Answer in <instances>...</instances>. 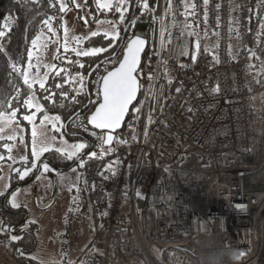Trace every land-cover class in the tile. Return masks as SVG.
<instances>
[{
	"label": "built area",
	"instance_id": "obj_1",
	"mask_svg": "<svg viewBox=\"0 0 264 264\" xmlns=\"http://www.w3.org/2000/svg\"><path fill=\"white\" fill-rule=\"evenodd\" d=\"M159 3L137 69L141 87L113 147L102 148L104 133L85 122L107 66L74 123L97 151L128 148L121 165L100 179L107 198L96 264H165V250L177 251L173 264L245 262L257 246L264 206V186L244 179V160L257 144L254 97L264 89L252 70L264 59V0ZM140 160L162 170L157 179L136 171ZM190 161L205 182L196 202L169 174Z\"/></svg>",
	"mask_w": 264,
	"mask_h": 264
},
{
	"label": "trees",
	"instance_id": "obj_2",
	"mask_svg": "<svg viewBox=\"0 0 264 264\" xmlns=\"http://www.w3.org/2000/svg\"><path fill=\"white\" fill-rule=\"evenodd\" d=\"M145 0H139L136 5L133 21L130 24L128 33L130 35H138L146 38L148 31L154 24V19L159 13V0H146L148 9L143 7ZM133 4L130 1L127 12L124 14V20L120 21L119 30L127 23L129 10ZM107 13V12H106ZM62 12L59 10L56 0H0V30L5 34L0 37V112L7 111L14 107L19 102L21 103L31 90L24 83L21 70L28 60V49L32 38L41 31H46L45 21L51 22L57 26L60 22ZM5 17H10L8 27H3ZM103 17V15L101 16ZM51 18V19H50ZM129 19V18H128ZM111 44V46H110ZM116 41H111L110 37H106L102 33L97 35H89L82 45L86 48H105L107 51L98 55H77L75 51L64 52L59 56L58 64L61 65V70L53 75H50L45 85V89L36 87L35 90L39 94L42 104V112L55 114L64 121L86 101V91L84 87V79L91 65L101 57L112 53ZM118 60H108V69L113 67ZM261 61H257L252 66L254 71ZM82 65V67H81ZM104 62L98 65L90 74L88 81V91L92 96L94 81L98 77V73ZM15 66V70H14ZM255 67V68H254ZM257 82L260 87H264V72L259 69L254 71ZM80 77H83L82 83ZM57 85H62L58 88ZM55 93L50 100L44 99L49 93ZM67 93V96L62 95ZM54 101V102H53ZM254 102L260 108V114L257 116L258 124L256 127L257 144L253 152L246 157L244 165L249 168L245 175V182L251 187L264 186V89L254 97ZM11 105V107H9ZM75 116L67 124V129L70 133L78 131L75 126ZM86 122V120H85ZM63 131V125L61 128ZM71 140H78V136H72L65 133ZM97 156L90 158L89 155L83 160L82 167L83 183L76 193L83 197L85 203L80 208H76L73 214L81 215L86 222V228L92 232V241L89 250L85 253L84 264H96L97 249L96 241L103 228L104 207L106 203V194L100 183L103 175L111 174L123 162L128 154V148L123 145L115 147V151L107 154H102V151H97ZM52 159L55 164L66 165L70 160L57 161L54 154H43ZM80 162V161H79ZM115 162V163H114ZM111 165V168L108 166ZM135 163H131L128 169V174L132 173ZM138 173L148 177H157L161 174L160 168L151 167L148 163L140 160L135 165ZM194 168V163L190 161L186 165L180 166L175 164L169 171L170 176L175 177L182 186L184 181H188V175L191 168ZM195 187L192 191H188V197L191 201H197L201 188L205 185L203 176L198 181L190 182ZM81 204V203H79ZM90 219H95L93 224H90ZM29 238L27 235L13 241L9 247V252L13 254L14 248L18 245L28 247ZM177 251H163L162 257L165 264H173V257ZM20 264H26V261L18 260ZM196 264H205L204 260H198ZM234 264H264V206L260 209L258 216V243L252 257L245 262H236Z\"/></svg>",
	"mask_w": 264,
	"mask_h": 264
},
{
	"label": "rangeland",
	"instance_id": "obj_3",
	"mask_svg": "<svg viewBox=\"0 0 264 264\" xmlns=\"http://www.w3.org/2000/svg\"><path fill=\"white\" fill-rule=\"evenodd\" d=\"M56 2L60 11L61 5H65L64 11H61L60 22L57 26H54L48 21L46 23V31L38 32L32 38L28 49V60L21 70L23 79V72L27 70L29 82L32 84L31 89L34 88L25 98H31L33 107L28 108L24 105V99L11 109L1 111L5 113L4 117L0 118V193H3V195L11 189V178L15 177L21 180L20 174L25 171H27V174L30 173L43 154L50 152V154L55 155L57 161H64V159L71 161L76 158L68 159L67 155L62 153L70 151L72 145L84 143V141L68 138L61 129L64 123L62 124L60 119H54L57 117L55 114L36 111V104H39L41 109L43 107L35 88L40 87L39 83L41 81L46 85L50 75L61 70L58 59L64 52L87 51L92 48H86L82 43L89 35L93 33H108L110 37L118 31L116 21L112 17L94 18L92 9L89 8L86 0H56ZM95 2L99 9L106 13L104 10H108V8L101 7L97 0ZM110 2L113 3V0H110ZM49 28L52 30L49 31ZM33 39H37L35 46L32 44ZM29 52L32 53L31 58H29ZM258 67L264 72V59L254 71L258 70ZM33 80L36 82H33ZM13 109H18V112L16 117L10 121L9 114ZM25 115H33V120H24L23 117ZM33 132H35V136H33ZM109 146L113 147L112 144ZM34 148L37 152L41 148L49 150L43 152L38 159H34L32 155ZM57 149L61 151H57ZM79 165L80 162L72 168L54 171L56 181L53 177H49V179L46 177L47 180H45V175L43 174L45 168L42 165L41 172L34 183L18 186L9 194L8 204L12 207V202L14 201L19 206L23 205L30 215L28 221L33 220L40 225V241H44L43 244L39 241L40 245H42L41 247L43 249L44 247L46 248L45 243L47 240H51L52 245L48 248V250L50 249L48 257L41 259L44 255H40L38 250L31 254V259L34 261L37 260L43 264H54L64 259V244H60L64 242V195L71 188L77 191L79 178L80 181L83 180L82 167ZM189 172L188 181H184L187 192L195 188L190 182L201 179V174L195 168L192 167ZM55 182L57 183L56 187L58 185L59 196L62 200L58 197L56 204L51 209L43 212L39 211L35 196L37 195V201L40 204H45L53 192ZM4 230L5 227H3L0 217V233ZM82 231H85V227H81ZM91 236L92 234H88L86 238L87 244H91L93 238ZM7 242H0V264H19L13 259L9 251L3 253L2 249L4 247L7 248ZM74 245H76L75 241L70 244L72 251L75 247ZM78 252L79 250L72 253L73 260L76 259ZM32 260H29L26 264H34Z\"/></svg>",
	"mask_w": 264,
	"mask_h": 264
},
{
	"label": "flooded vegetation",
	"instance_id": "obj_4",
	"mask_svg": "<svg viewBox=\"0 0 264 264\" xmlns=\"http://www.w3.org/2000/svg\"><path fill=\"white\" fill-rule=\"evenodd\" d=\"M130 1L131 0H126V3L124 4V7H126L127 9L129 7ZM134 2H135V0H133V3ZM138 2H139V0H137V3ZM86 3L89 6V8L92 9L94 18H101V16L103 15V17H112L113 19H115L116 25H117V28L119 31V38H120V35H121L123 28L126 24V22H125V24L119 30V27H120L119 24L121 21L120 20V13L116 12L114 7L112 9L104 10V12H107V13H103L99 9V7L97 6V3L95 2V0H86ZM115 3H117V0H113V5H115ZM132 7H133V4L129 10L128 18L130 17ZM135 9H136V6L134 8V14H135ZM126 12H124V14ZM128 18H127V20H128ZM133 18H134V15H133ZM132 21H133V19H132ZM129 27H130V25H129ZM129 27L126 31L123 43L121 44L120 48L117 51L116 56L110 60H112V61L119 60V58L122 55V49H123L125 43L127 42V40L130 37L134 36V35H130V33H128ZM118 40H117V43H118ZM105 56H107V55H105ZM105 56H103V57H105ZM103 57H101V58H103ZM97 61H95L94 63H96ZM107 63H108V60L104 61L105 66H107ZM63 129H64V127H63ZM72 133H81V132L75 131ZM82 134H84V133H82ZM84 135H86V134H84ZM86 137L89 138L90 141H86V139L80 137L81 140H83L84 143L87 145V147L85 149L81 150V152L78 154V156H79L80 154L85 152V155L81 157L83 160L88 155V153L96 152L94 140L92 138H90L88 135H86ZM81 158H79L70 168H72L73 166H76V164L79 163V161L81 162ZM38 163H39L38 172L30 184H32L36 181L38 174L41 172L42 165H45V164L48 165L47 170L43 171V174L45 175V180H47L46 177L48 179H49V177H53V179L56 181L54 171L62 170V169H56V167L62 168V167L69 164V163H67L66 165H58V164H55L52 159L48 158L47 156L42 155L40 160L35 164L32 171L30 173H28L26 176H24L23 179L20 180V179H17L15 177L11 178V189L5 195L0 196V217L2 220L3 227H5V230L2 233H0V242L8 241L6 252L9 251V247L13 243V241L23 237L24 235H27L28 237H30L29 241H28V244H29L28 247L18 245L14 248L13 254H11L9 252L11 254V256L13 257V259L16 260L17 263H19L18 260L29 262V260H32L31 254L35 253L38 250L40 251L39 252L40 255H42V254L44 255L43 258L41 257V259L47 258L49 255L48 252L50 251V249L48 250V248L52 245L51 240H47V242L45 243L46 248L44 247V249H43L41 247L42 245H40V243H39L40 232H41L40 225H38L36 221H33V220L28 221V218L30 217V215L23 205L14 208L8 204L9 194L14 189H16L18 186H22L24 183L28 182L32 178V176L34 175V173L37 169ZM82 183H83V180L80 181V178H79L78 188H80ZM56 184L57 183L55 182V186L53 187L54 188L53 192L51 193L49 199L46 201L45 204H40V202L37 201V195L35 196V201H36L37 208L39 211L43 212L44 210L51 209L56 204L57 198L60 197L59 196V188H58V185L56 187ZM14 186H16V187H14ZM67 191L68 192L65 193V195H64V242L60 243V244H64V259H62L60 262H57L54 264H84L85 258L83 255H85V253L90 248V244H87L86 238H87L88 234H91V233L86 228V222L87 221L85 219H83L81 215L73 214V212L75 210V207L80 208V206H83V204L85 203V200L83 199V197L79 196L76 193V190H73V188H71ZM60 199H61V197H60ZM79 203H81V204H79ZM26 213H27V216H25ZM44 213H46V212H44ZM93 222H95V219H90V224H93ZM81 227H85V231L81 232ZM25 229L27 230V232H25ZM21 231H22V233H20ZM74 241L76 242V245H74L75 247L72 251L70 244ZM40 242H42V244L44 243V241H40ZM84 242H86V243H84ZM39 246H40V248H39ZM17 248H22L23 250L33 249V251L28 253V254L19 253L21 255V257H18L17 255H15V250ZM78 250H79V252L76 256V259L73 260L72 253H74ZM32 261L34 263H38V264L41 263V262L39 263L37 260L36 261L32 260ZM41 264H43V263H41Z\"/></svg>",
	"mask_w": 264,
	"mask_h": 264
},
{
	"label": "snow or ice",
	"instance_id": "obj_5",
	"mask_svg": "<svg viewBox=\"0 0 264 264\" xmlns=\"http://www.w3.org/2000/svg\"><path fill=\"white\" fill-rule=\"evenodd\" d=\"M98 4L103 8L112 9L115 8V11L120 13V20L121 22L124 20V12H126L128 9L124 7V4L126 3V0H117V3L113 5V3L110 2V0H97ZM205 5L208 3V0H204ZM143 7L145 9H148V4L145 0ZM187 7V5H186ZM192 7L194 8L195 5L193 4ZM65 5H61V11H64ZM10 17H5V24L3 27H8V20ZM51 19V18H50ZM155 19V18H154ZM47 23V21H45ZM52 29L49 28V31ZM4 32L0 30V37L4 36ZM189 35H193L192 32L188 33ZM92 35H97V33H93ZM106 37H109L108 33L104 34ZM164 32H161V36L163 37ZM170 35V34H169ZM119 39V32H115L110 36L111 41H116ZM146 41L144 39H141L140 37H134L129 41L127 44L124 53H123V59L119 60L118 67H114L113 70L109 71L107 75L102 77V88L101 93L103 97V102L99 104L98 107H96L95 111L92 113V115L88 118V123L93 125L97 129H107L110 130L109 134L106 136L99 137L101 141V147L103 148V145H111L114 137L110 133L112 131H115L117 128L121 126V122L124 119L126 113L129 111V106L132 104L134 100L137 98V92L140 90V73H138V65L140 63V55L141 52L144 49ZM32 44L35 46L37 44V39H33ZM111 46V44H110ZM162 42V47H163ZM200 44L199 40L196 42V48L199 50ZM66 50H67V42H66ZM107 51L105 48H92L84 52H77L76 54L79 55H98L102 52ZM183 55H187V51H182ZM32 53L29 52V58H31ZM193 61H195L196 56L192 55ZM82 67V65H81ZM15 70V66H14ZM63 71V70H61ZM24 76V83L28 85V87L31 89L32 84L29 82V76L27 70L23 72ZM149 80H151L153 77L151 74H149ZM83 77H80V82L82 83ZM33 82H36L33 80ZM171 83V81H169ZM39 86L41 89H45V83L41 81L39 83ZM58 88H61L62 85H57ZM177 92L180 91V89H176ZM213 91H218L217 89H214ZM55 93H49L48 96L44 97L46 100H50L54 97ZM62 95L67 96V93H62ZM54 102V101H53ZM24 105H26L28 108L33 107L31 103V98L24 100ZM11 107V105H9ZM36 111H42L39 104L35 105ZM135 111H139V109H135ZM18 112V109H13L9 114V120L12 121L13 118L16 117ZM5 113L0 112V118H3ZM34 115V114H33ZM33 115H25L23 117L24 120L32 121ZM47 119V117H45ZM54 119L59 120V117H55ZM43 123V121H42ZM35 132H33V136H35ZM123 143V141H119ZM87 147L84 143L74 144L71 146V150L62 153L66 154L68 159H73L74 157H77L78 154L81 152V150L85 149ZM47 148H41L39 152L33 149V157L34 159H38L39 156L45 152L48 151ZM57 151H61L60 149H57ZM112 151V149L106 148L103 149L102 154H107L108 152ZM90 158H94L97 156V153L91 152L88 153ZM115 163V162H114ZM80 167L84 166L83 159L81 158ZM111 168V165L108 166ZM45 170H47L48 165H44ZM27 175V171L20 174V178L23 179L24 176ZM0 195H3V193H0ZM139 195V192L137 193ZM12 207H19L14 201L12 202Z\"/></svg>",
	"mask_w": 264,
	"mask_h": 264
},
{
	"label": "water",
	"instance_id": "obj_6",
	"mask_svg": "<svg viewBox=\"0 0 264 264\" xmlns=\"http://www.w3.org/2000/svg\"><path fill=\"white\" fill-rule=\"evenodd\" d=\"M136 4H137V0H135V2L133 3V7H132V11H131L130 17H129L127 23L125 24V26H124V28H123V31H122V33H121V35H120V38H119V40H118V43H117L115 49L113 50V52L110 53L109 55H107V56H105V57L99 59L96 63H94V64L88 69V71H87V73H86V75H85V79H84V87H85V91H86V101H85V103H84L81 107H79L77 110H75V111H74V112H73V113H72V114L66 119V121L64 122L63 127H64V131H65V133H69V134H71L72 136H79V137H81V138L86 139V141H90V139L87 138L86 135H84V134H82V133H70V132L68 131V129H67V124H68V122H69L70 120H72L75 116H77L81 111H83L84 108L88 105V103H89V101H90V94H89V91H88V81H89L90 74H91V72L96 68V66H98L99 64L103 63L104 61L109 60V59H112V58H114V57L116 56L118 49L120 48L121 44L123 43V40H124V37H125L126 31H127L129 25H130L131 22H132L133 15H134V8H135ZM137 36H138V35H134V36L130 37V38L127 40V42L125 43V45H124V47H123V49H122V55H121V57L119 58V60L123 59V53H124V50H125L127 44L129 43V41H130L131 39H133L134 37H137ZM138 37H140L141 39H144V40L146 41V38H144V37H142V36H138ZM146 45H147V41H146L145 46H144V49H143V51L141 52V55H140V63H141L142 56H143V53H144V51H145ZM119 60H118V62H119ZM118 62H117L113 67L109 68L108 70H106V71L102 74V76H101V78H100V82H99V96H100V99H99L98 103L95 105V107L93 108V110L88 114V116H87V118H86V122H87L88 126H89L90 128H92V129L98 131V132H103V133H104V136L108 135L109 132H110V130H107V129H103V130H102V129H97V128H95L93 125H91L90 123H88V118H89V117L92 115V113L95 111L96 107H98L99 104L103 102L102 93H101V91H100L101 88H102V77L105 76V75H107V73H108L109 71L113 70L114 67H118ZM140 63H139V65H140ZM139 65H138V67H139ZM137 96H138V92H137ZM136 99H137V98H136ZM134 102H135V100L132 102V104H133ZM132 104H131V105H132ZM131 105L129 106V108L131 107ZM126 116H127V113H126L124 119H123L122 122H121V126H120L119 128H117L115 131H112V132L110 133L111 135L114 136V133L117 132V131H119V130L123 127ZM84 155H85V152H83L82 154H80L79 156H77V157H76L74 160H72L68 165H66V166H64V167H62V168H59V167H56V166H55V167H56V169H64V170H66V169L70 168V167H71V166H72V165H73V164H74L79 158H81V157L84 156ZM38 169H39V163H38V165H37V169H36L34 175L32 176V178H31L28 182L24 183L23 185H29V184L33 181V179L35 178V176H36V174H37V172H38ZM23 185H22V186H23ZM14 187H16V186H14ZM25 216H27V213H26ZM25 232H27L26 229H25ZM20 233H22V231H21ZM32 251H33V249H30V250H23L22 248H17V249L15 250V255H17L18 257H21V255H20L19 253H21V254H28V253H30V252H32ZM33 263H34V262H33ZM34 264H38V263H34Z\"/></svg>",
	"mask_w": 264,
	"mask_h": 264
},
{
	"label": "crops",
	"instance_id": "obj_7",
	"mask_svg": "<svg viewBox=\"0 0 264 264\" xmlns=\"http://www.w3.org/2000/svg\"><path fill=\"white\" fill-rule=\"evenodd\" d=\"M2 250H3V253H6V248L5 247Z\"/></svg>",
	"mask_w": 264,
	"mask_h": 264
},
{
	"label": "bare ground",
	"instance_id": "obj_8",
	"mask_svg": "<svg viewBox=\"0 0 264 264\" xmlns=\"http://www.w3.org/2000/svg\"><path fill=\"white\" fill-rule=\"evenodd\" d=\"M93 110V109H92Z\"/></svg>",
	"mask_w": 264,
	"mask_h": 264
}]
</instances>
